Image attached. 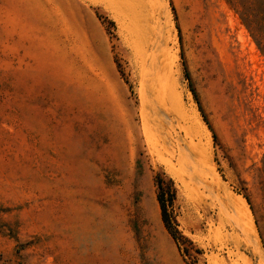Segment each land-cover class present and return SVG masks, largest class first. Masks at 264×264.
Returning a JSON list of instances; mask_svg holds the SVG:
<instances>
[{"label":"rangeland","instance_id":"374dc122","mask_svg":"<svg viewBox=\"0 0 264 264\" xmlns=\"http://www.w3.org/2000/svg\"><path fill=\"white\" fill-rule=\"evenodd\" d=\"M263 167L264 0H0V264H264Z\"/></svg>","mask_w":264,"mask_h":264},{"label":"trees","instance_id":"16d2710c","mask_svg":"<svg viewBox=\"0 0 264 264\" xmlns=\"http://www.w3.org/2000/svg\"><path fill=\"white\" fill-rule=\"evenodd\" d=\"M108 24L114 27V23L112 21H108ZM185 75L186 77H189L186 68H185ZM192 93L196 97L194 90H192ZM200 112L204 118V121L208 125L204 113L202 112V110H200ZM213 137L214 140H216L215 135ZM154 184L156 188V201L160 209V215L163 226L167 231V233L172 238V240L175 242L179 252L183 255H187L188 249L186 247L187 245L186 243L188 241L187 239L184 238L181 232H179L176 220L172 215V212L169 211V208L173 206L177 197V192L174 188V184L170 179L164 180L163 176L160 174L155 176Z\"/></svg>","mask_w":264,"mask_h":264},{"label":"bare ground","instance_id":"6f19581e","mask_svg":"<svg viewBox=\"0 0 264 264\" xmlns=\"http://www.w3.org/2000/svg\"><path fill=\"white\" fill-rule=\"evenodd\" d=\"M147 132H148V131H147ZM150 133H151V132H149V133H147V134H150ZM146 137H147V136H146ZM148 137L150 138L151 136H148ZM151 140H152V137H151ZM151 140H150V141H151ZM153 142H154V141H153ZM153 142H152V143H153Z\"/></svg>","mask_w":264,"mask_h":264}]
</instances>
